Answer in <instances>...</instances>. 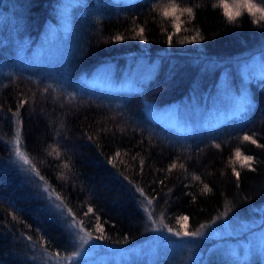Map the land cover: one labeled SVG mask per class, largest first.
Wrapping results in <instances>:
<instances>
[{
	"label": "trees",
	"instance_id": "trees-1",
	"mask_svg": "<svg viewBox=\"0 0 264 264\" xmlns=\"http://www.w3.org/2000/svg\"><path fill=\"white\" fill-rule=\"evenodd\" d=\"M64 2L71 4L70 27L61 40ZM153 2L0 0V264H55L67 257L78 243L73 219L94 237L102 226L103 244L125 247L145 240L149 214L177 231L180 216L194 231L222 212L257 215L264 201V66L260 73L247 71L249 95L231 105V113L224 108L205 125L200 118L225 95L223 77L237 93L236 61L264 54V30L253 28L247 16L241 27L228 26L219 11L205 7L193 22L206 37L197 42L190 39L194 32L161 27ZM140 28L143 39L136 34ZM127 64L140 66L133 78L141 90L89 81L101 72L118 81ZM21 99L27 103L17 117ZM145 100L154 104L148 111ZM175 102L170 109L181 128L150 113ZM17 119L21 150L32 162L24 167L13 158ZM54 146L59 157L51 154ZM237 151L253 158L251 167L236 159ZM172 163L184 167L170 169ZM205 184L210 191H203ZM228 241L218 240L201 263L264 264L258 253L231 251ZM178 253L175 246L159 249L149 262L136 264H177Z\"/></svg>",
	"mask_w": 264,
	"mask_h": 264
},
{
	"label": "rangeland",
	"instance_id": "rangeland-1",
	"mask_svg": "<svg viewBox=\"0 0 264 264\" xmlns=\"http://www.w3.org/2000/svg\"><path fill=\"white\" fill-rule=\"evenodd\" d=\"M124 1L129 2L131 0ZM70 7L71 4H66L65 2L61 4L63 14L60 15L59 20H61V27L64 30V35L60 38L61 40L66 39L65 35L70 27V21L68 26L67 20V13L69 14ZM49 48H51L50 45H48L47 48L40 50L38 55ZM36 57L37 56H35V58ZM235 66L240 69L236 78L239 84L237 93H235V91H231L232 85L229 83V76L223 77L220 81L226 91L224 93L225 95L216 99L213 105L209 107L208 111H206L201 116L202 118H200V121L203 125L206 124L211 116L221 112L224 110V108L228 109L226 114L231 113L229 110L231 105H239L243 100H245V95H249L248 80L246 79L251 73H247V71H251L252 69L253 71H257V73H260L264 66V54L253 53L251 55L245 56L237 60ZM137 67L140 68L139 65L136 66L135 64H127L125 70L123 71L124 75H122L118 81H114L109 74L104 72L93 74L89 78L90 80H88L92 84L105 86L106 88L113 90H141L142 88L136 84L133 78V74L137 70ZM110 71H112L113 74L115 72L113 70ZM232 92H234L233 95ZM194 100V97H192L191 102ZM145 101V109L148 111V107L154 104L150 100ZM176 103L178 102L172 103L171 106L165 110H153L152 108H149L151 111L149 112L152 113L156 119L162 121L163 123L178 127L180 116H178L174 109H170L175 108L174 105ZM192 105L193 104H189L191 109ZM179 110V108H176V111ZM188 120L191 122L199 121L194 118H188ZM188 127L192 129H198L194 125H188ZM15 148L16 144L14 141L13 158L15 162L21 164L20 166L24 167L25 164L23 161H21L15 154ZM243 218V215L238 212L227 214L226 216L219 219L216 218L212 222L208 223V227L205 229L202 236L191 238L176 237L171 235L167 232L166 228H163L159 225L158 221L156 222L153 219H148V225L151 227L149 228L145 240H143V242L140 244H134L125 247L103 244L98 239H92L87 244H84L83 247H81L82 241L80 237L84 234L85 230L83 229V231H81L82 227L80 226L76 227L78 243H76L77 245L73 252L79 251L81 252V255L75 257L74 260L59 258L58 262L55 264H129L130 262L136 264L140 261L146 263L147 261H150L157 250L168 249L171 247L174 248V246L180 251V253H178L177 264H202L201 256L205 251L213 247L221 238H226L229 240V249H231V251L233 250L234 252L241 253L243 255H247L249 253H258L264 262V201L259 207L256 216L245 219ZM154 221L155 224L153 223ZM71 254L68 256H71Z\"/></svg>",
	"mask_w": 264,
	"mask_h": 264
},
{
	"label": "clouds",
	"instance_id": "clouds-1",
	"mask_svg": "<svg viewBox=\"0 0 264 264\" xmlns=\"http://www.w3.org/2000/svg\"><path fill=\"white\" fill-rule=\"evenodd\" d=\"M205 7L219 11L228 26L241 27L243 18L247 16L253 28L264 30V0H207V3L205 0H154L151 11L158 18L157 22L161 27L186 29L189 33L194 32V41L203 42L206 39L203 29L198 25L193 27V22L197 10ZM187 40L188 36H185L180 43ZM100 43L107 45V38L102 37ZM51 154L59 157L60 151L54 146Z\"/></svg>",
	"mask_w": 264,
	"mask_h": 264
},
{
	"label": "snow or ice",
	"instance_id": "snow-or-ice-1",
	"mask_svg": "<svg viewBox=\"0 0 264 264\" xmlns=\"http://www.w3.org/2000/svg\"><path fill=\"white\" fill-rule=\"evenodd\" d=\"M143 33H144V29L143 28H140L138 29L137 31V35L143 39L144 36H143ZM114 39L116 41H120L122 39V37L120 35H116L114 37ZM191 40H195L196 37L195 36H192L190 37ZM169 43H171V37H169ZM27 103L26 100L24 99H21L19 100L18 104H17V110H16V113L15 115L17 117H19V112H20V109H22L24 107V105ZM20 125V120L17 119V127H16V139H15V144H16V148H15V154L16 156L21 160L23 161V163L25 165H31V161L29 160L28 156L21 150V129L19 127ZM243 139L245 141H251V143L253 144H256L257 141L255 139H253L251 136L249 135H245L243 137ZM216 147H220V145H216ZM57 155H59V153H57ZM236 159L245 167H251V161H252V157L251 156H242L241 153L239 151L236 152ZM111 162V161H110ZM64 168H68V164H64L63 165ZM183 168L184 165L183 164H176V163H172L170 165V169H175V168ZM32 171L36 174V176H39L40 178V181H44V177L43 176H40V173L36 171V168H35V165H32ZM233 174L235 176H237V178H239L240 176V173L236 171V169H233ZM193 179L194 180H199L200 177L199 176H193ZM43 190L44 192H49V188H48V185L47 183L45 182L44 185H43ZM211 189L209 188V186L207 184H205L203 186V191L204 192H208L210 191ZM137 191L141 194V196L143 197L144 196V191L143 189H140L138 188ZM51 195H54V194H50L49 196V199H51ZM55 199L56 201H59L60 200V197L57 195L55 196ZM155 200V197L153 196L152 198H149L147 199V204L148 205H152L153 202ZM61 203H56L55 204V207L56 208H61ZM71 209L68 210L69 212V215L71 214ZM93 211L92 208H89L88 209V212L91 213ZM227 213L226 212H222L220 214V217H218L217 219L221 218V217H224L226 216ZM150 220L152 219V214H149V217H148ZM188 220L189 218L187 216H180L179 219H178V223L181 225V229L180 230H174L172 227H168L167 225L164 224V221L163 219H160L159 221V225L163 228H166L167 232L171 235H174L176 237H200L204 234V231L205 229L208 227V224H202L200 225V227L197 229V230H194V231H191L188 229ZM155 224V221L153 222ZM72 224L76 227H80V225L78 224L77 220L76 219H73L72 220ZM98 225H99V221H98ZM81 231H83V228H81ZM97 231L99 232V235L93 237L92 233L91 232H84V234L80 237L81 241H82V244H81V247H83L84 244H87L90 240L92 239H98V240H104L106 239L107 237L104 235V229L102 226H98L97 228ZM125 239H127V237H125ZM81 255V252L79 251H75L71 254V256H67V257H63L62 259H66V260H74L75 257L77 256H80ZM57 256H59V253H57Z\"/></svg>",
	"mask_w": 264,
	"mask_h": 264
}]
</instances>
